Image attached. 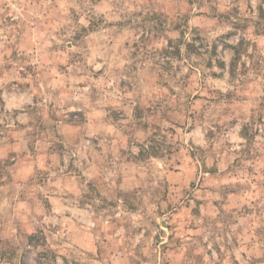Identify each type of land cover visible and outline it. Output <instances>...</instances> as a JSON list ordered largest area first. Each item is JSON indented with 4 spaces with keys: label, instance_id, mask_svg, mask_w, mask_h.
Here are the masks:
<instances>
[{
    "label": "rangeland",
    "instance_id": "1",
    "mask_svg": "<svg viewBox=\"0 0 264 264\" xmlns=\"http://www.w3.org/2000/svg\"><path fill=\"white\" fill-rule=\"evenodd\" d=\"M0 264H264V0H0Z\"/></svg>",
    "mask_w": 264,
    "mask_h": 264
}]
</instances>
